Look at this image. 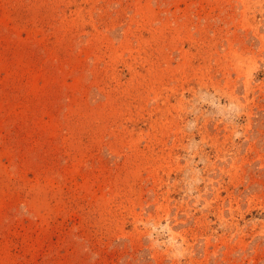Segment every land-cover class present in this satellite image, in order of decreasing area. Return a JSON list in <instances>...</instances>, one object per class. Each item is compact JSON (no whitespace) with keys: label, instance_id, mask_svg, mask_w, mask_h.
Returning <instances> with one entry per match:
<instances>
[{"label":"rangeland","instance_id":"1","mask_svg":"<svg viewBox=\"0 0 264 264\" xmlns=\"http://www.w3.org/2000/svg\"><path fill=\"white\" fill-rule=\"evenodd\" d=\"M0 264H264V0H0Z\"/></svg>","mask_w":264,"mask_h":264}]
</instances>
